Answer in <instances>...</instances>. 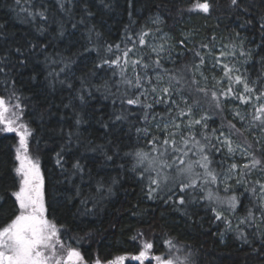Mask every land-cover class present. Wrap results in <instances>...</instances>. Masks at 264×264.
<instances>
[{
	"label": "trees",
	"instance_id": "obj_1",
	"mask_svg": "<svg viewBox=\"0 0 264 264\" xmlns=\"http://www.w3.org/2000/svg\"><path fill=\"white\" fill-rule=\"evenodd\" d=\"M193 3L195 0H0V67L5 69L0 73V96L21 105L23 115L18 123L31 131L28 155L39 163L44 177L46 216L61 227L63 242L80 251L86 264L97 259L107 264L118 256L127 257L121 264H139L131 257L145 242L153 244L152 250L162 251L169 250V239L189 257L190 264H264V222L253 207L257 200L251 191L258 187L257 175L264 171L255 169L244 176L238 171L237 178L227 182L228 191L226 185H207L222 199L238 197L231 212L220 211L223 204L202 199L207 189L188 190L183 205L176 196L169 200L167 191L149 199L147 180L132 171L135 160L125 155L151 147L135 131L145 126L141 119L145 110L122 103L127 85L118 84L119 68L95 67L102 59L121 54L114 47L108 52V45L132 47L131 38L135 49L142 48L137 42L139 33H167L161 71L183 72L186 64H199L194 53L205 55L207 50L200 45L210 43L215 55L220 52L216 44L226 52L235 50V57L224 60L240 69L233 75L245 74L250 81L259 77L264 83V3L239 0V6H233L230 0H209L208 13L188 11ZM180 40H185L184 47ZM241 51L251 52V56L246 59ZM143 57L149 64L156 59L148 52ZM201 68L206 70L205 64ZM141 71L139 67L135 70ZM149 74L155 73L150 70ZM126 75L133 77L131 66ZM225 81L201 79L199 86L225 89L229 84ZM232 87L243 91L242 85L233 83ZM239 104L243 103L234 97L223 100V113L205 104L213 117L209 127L219 128L231 121L244 130L243 135L233 136L240 144L247 141L254 148L264 146L257 134L261 145H256L252 133L245 130V121L234 119V107ZM166 109V104L154 106L156 113ZM121 116L126 118L117 119ZM224 131H228L226 126ZM18 140L19 131H6L0 124V226L18 210L13 195L19 187L15 172ZM222 152L211 154V167L219 174L224 171L218 161ZM57 153H62V167L56 163ZM77 161L83 171L73 168ZM98 182L104 185L99 190ZM213 208L224 218L217 220ZM250 208L255 220L241 223Z\"/></svg>",
	"mask_w": 264,
	"mask_h": 264
},
{
	"label": "snow or ice",
	"instance_id": "obj_2",
	"mask_svg": "<svg viewBox=\"0 0 264 264\" xmlns=\"http://www.w3.org/2000/svg\"><path fill=\"white\" fill-rule=\"evenodd\" d=\"M261 3H264V0H261ZM230 4L239 6V0H230ZM61 7L63 8V5ZM210 8L209 0H202V2L195 0L188 11L208 13ZM39 15L43 16L44 14L40 12ZM261 28L264 29V24L261 25ZM148 35V32L139 33L138 44L146 45L145 37ZM236 35L239 36V33ZM212 39L214 40L215 37ZM129 43H132L133 46H125L124 49H121L119 44L108 45V52H112L114 47L121 54L116 55L115 59H102L100 64L95 67L101 68L103 65L112 67L114 65L119 68L121 79L118 84L127 85L122 103L139 105L145 110L141 117L145 126L138 127L135 131L138 139L143 138L146 146L150 145L151 147L148 151L137 149L135 152L125 153V155H131L135 160L132 171L137 172L141 180H147L149 199L155 198L159 192L167 191L169 200L176 196L178 203L183 205L186 202L185 194L188 190L197 188L204 190L207 189L208 184H215L219 173L211 167L213 163L211 154L220 152L224 148L227 149L229 155H234L236 151H239L246 160L243 165L232 163L228 169L229 173L238 170L241 176H244L255 169L264 171V146L254 148L253 144L247 143V141L243 144L236 143L232 137L243 135L244 130L236 128V125L231 121H228L226 125L222 123L219 128H210L209 121L213 117L204 108V105L207 104L208 108L223 113V100L229 97H234L243 104H252L255 100L257 103L253 105L251 119L245 130L258 129L259 132L264 133V102H261L264 101V83L260 81L259 77L256 81H250L245 74L233 75V73L240 72V69L234 66L230 67L229 64L223 62V58L235 57V50L226 52L222 49L216 56L212 53L213 46L210 43H203L200 47L207 50V53L205 55H201L200 52L194 53L199 58V64H186L183 72L169 69L161 71L163 45L152 48V52L156 53V59L149 64L145 62L143 56L138 59H130L136 42L129 38ZM179 45L184 47L185 40H180ZM16 51L20 52L21 50L16 49ZM207 55H212L215 61L214 67L219 66L223 69L224 76L229 82L227 88L215 89L199 86L200 82L196 79L197 73L203 79H208L200 70L206 62ZM240 55L247 59L251 56V52L241 51ZM261 63L264 64V57L261 58ZM129 66L134 70L132 78H128L126 75ZM138 67L142 69L141 72H135ZM150 70L155 74L150 75ZM4 71V67H0V73ZM188 74L191 75L190 80L186 79ZM7 83L5 81V84ZM233 83L242 85L243 91L236 92L232 87ZM104 87H108L107 82ZM117 91H119V87H117ZM149 97H151V102H148ZM10 99L6 101L5 97L0 96V124L5 126L6 131H19V147L16 149L15 157L19 161V166L15 168V172L21 179L18 190L13 193L16 202H18L17 213L6 225L0 226V264H84L81 252L64 244L61 239V227H58L46 216L44 177L39 163L33 161L28 155L27 138L31 135V131L26 124L18 123L23 115V109L19 103L10 104ZM80 99L83 100L84 97L81 96ZM157 104H166V112L156 113L154 106ZM197 112L200 113L198 118ZM10 117H14V119ZM233 117L239 121L246 119L239 111H234ZM123 118L126 117H117V119ZM225 126L228 129L227 133L224 131ZM252 135L256 145H261L255 131L252 132ZM257 152L260 154L257 155ZM190 154L197 158L192 159ZM56 155V163L62 167V153ZM106 159L111 160L112 157L107 156ZM73 168L83 171L79 161L73 165ZM197 168L202 169V172L197 171ZM240 182L237 180L238 184ZM113 183L116 181L113 180ZM255 185H258V189L255 186L251 188L257 200V204L253 207L260 213L261 222H264V183L257 180ZM103 187L104 185L98 182L97 189ZM228 190L226 185L225 191ZM107 191L109 194L112 193L111 186ZM77 194L79 195V192ZM201 198L209 202L226 203L230 210H235L239 202L236 195L222 199L211 189H207L206 195ZM84 203L87 201H82V204ZM212 211L215 212L217 220L224 218L222 213L216 211L215 208ZM254 220L255 214L250 208L241 223ZM139 235L142 233H138ZM240 235L241 238L247 239L243 232ZM166 243L169 249L167 254L150 257L149 251L153 248V244L146 242L143 244V250H140L131 259L140 262V264H143L145 260H148L149 264L152 260L155 261V264H189L188 256L181 259L176 255L180 250L176 249L171 239ZM125 259H127L126 256H118L115 260L108 261L107 264H121ZM94 264H102V262L97 259Z\"/></svg>",
	"mask_w": 264,
	"mask_h": 264
},
{
	"label": "rangeland",
	"instance_id": "obj_3",
	"mask_svg": "<svg viewBox=\"0 0 264 264\" xmlns=\"http://www.w3.org/2000/svg\"><path fill=\"white\" fill-rule=\"evenodd\" d=\"M168 35L167 33H159V34H154L152 33L150 36H148L146 38V42L147 44L144 45L142 48H137L134 50V52L131 54V57L133 59H138L140 58L141 56H143L144 54H146V52L150 53L151 55L155 56L156 57V53L152 52V48L153 47H159L160 45H163L164 46V51L161 53V56H165L164 54L166 53L165 51L167 50V39H168ZM166 41V42H165ZM215 48H217V50H221V47L216 44ZM213 53V52H212ZM214 54V53H213ZM215 55V54H214ZM219 53L216 55L218 56ZM167 57V56H166ZM131 58V59H132ZM225 58H223V62H224ZM147 62V61H145ZM148 63V62H147ZM215 61L213 60L212 58V55H207L206 57V62H205V66H206V70L204 69H200L204 76H206L207 78L213 80L215 83H220V84H224L227 80L226 77L224 76V73H222V68L219 67V66H215ZM136 70V69H135ZM220 72V76H218V73L217 72ZM207 72V73H206ZM150 75H153V74H150ZM222 75V76H221ZM198 77H199V80L203 79L199 74H198ZM225 78V79H224ZM205 81V79H203ZM255 95V94H253ZM149 99L151 100V97H149ZM261 102H264V101H261ZM257 102L255 100H253L252 104H239V106H236L234 107L235 108V111H239L240 114L242 116H245L246 119L244 120L245 121V127L246 129L248 128V121L251 119V113L253 111V105L256 104ZM197 118L199 116V113L197 112ZM154 130V129H153ZM249 133L255 131V133L257 135H259L260 139L262 140L263 144H264V133H261L259 132L258 129H253V130H247ZM227 133V131H225ZM232 139L236 142V143H239L237 140H235L233 137ZM19 147V140H18V145H17V148ZM16 148V149H17ZM222 157L218 160L219 163L221 165H223V172L221 174H219L218 176V180H217V184L219 186H225L227 184V182L229 180H234L237 178L239 172L238 170H233L231 173L228 172V169H229V166L232 164V163H236L237 165H243L246 160L245 158L241 155V153L239 151H236L234 155H229L227 153V149L224 148L223 149V152H222ZM191 156V154H190ZM192 159H196V158H193L191 156ZM19 166V161H17V167ZM199 171L202 172V169L199 168ZM231 177V178H228V177ZM258 179L264 183V174H258ZM18 177H19V183H20V179L21 177L19 176L18 174ZM241 181V180H240ZM237 183V181H236ZM258 189V187H257ZM225 198V197H223ZM220 211L222 212H231V210L228 208V205L225 203L223 204L222 207H219L218 208ZM146 243V242H145ZM149 243V242H147ZM66 246H68L66 243H64ZM167 246V245H166ZM143 250V248L141 249ZM173 251H175V249H173ZM169 252V250H167V248L163 249L162 251H154V250H150L149 251V256H155V255H162V254H167ZM136 255V254H135ZM177 256H179L181 259H183L185 256L180 253V252H177L176 253ZM133 260V259H132ZM138 262V261H137ZM140 264V262H138ZM84 264H86V262H84ZM143 264H149V261L148 260H145L143 262ZM151 264H155V261L152 260L151 261ZM190 264V262H189Z\"/></svg>",
	"mask_w": 264,
	"mask_h": 264
}]
</instances>
